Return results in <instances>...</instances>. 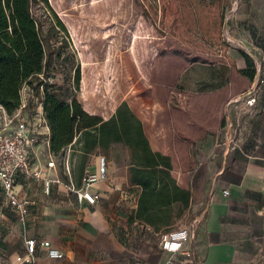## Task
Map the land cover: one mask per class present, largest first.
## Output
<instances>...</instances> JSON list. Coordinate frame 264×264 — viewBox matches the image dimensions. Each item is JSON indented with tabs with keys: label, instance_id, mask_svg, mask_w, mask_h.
Instances as JSON below:
<instances>
[{
	"label": "crops",
	"instance_id": "0c3cea01",
	"mask_svg": "<svg viewBox=\"0 0 264 264\" xmlns=\"http://www.w3.org/2000/svg\"><path fill=\"white\" fill-rule=\"evenodd\" d=\"M225 5L232 11L226 27L242 49L227 58L224 85L192 95L187 110L138 113L152 148L171 157L173 176L191 191L184 212L175 209L169 224L158 226L133 216L141 188L130 184L129 151L121 145L108 179L92 185L100 193L93 206L69 200L64 185L46 195L36 183L28 188L34 204L21 221L0 187V264L24 255L27 238L38 241L34 264H164L171 254L160 246L161 233L187 228L193 234L183 224L191 214L201 225L186 243L192 261L179 256L181 264H264V86L256 104H247L264 61V0ZM43 240L64 257H48Z\"/></svg>",
	"mask_w": 264,
	"mask_h": 264
},
{
	"label": "rangeland",
	"instance_id": "374dc122",
	"mask_svg": "<svg viewBox=\"0 0 264 264\" xmlns=\"http://www.w3.org/2000/svg\"><path fill=\"white\" fill-rule=\"evenodd\" d=\"M226 2L35 1L32 13L42 23L46 56L45 74L34 78V85L46 79L64 100L76 98L84 110L104 119L123 101L137 115L156 109L164 115L173 109L187 110L192 95L224 85L227 58L242 49L231 38L235 33L227 30L232 11L228 12ZM81 147L76 143L72 152L77 180ZM123 151L121 145L97 150L87 164L94 163L95 154L105 155L110 162L120 159ZM195 219L192 214L183 219L193 238L201 225Z\"/></svg>",
	"mask_w": 264,
	"mask_h": 264
},
{
	"label": "trees",
	"instance_id": "16d2710c",
	"mask_svg": "<svg viewBox=\"0 0 264 264\" xmlns=\"http://www.w3.org/2000/svg\"><path fill=\"white\" fill-rule=\"evenodd\" d=\"M35 1L48 4V0H0V105L14 112L21 104L26 81L44 96L52 151L61 155L70 144L73 150L76 143L82 146L79 180L73 165L78 184L92 153L109 151L115 145L127 148L130 184L141 188L133 216L151 225L169 224L175 209L180 216L190 205L191 191L173 176L171 157L152 148L142 120L129 104L123 101L110 118L104 119L84 110L76 98L64 100L46 79L34 85L33 79L45 74L46 56L42 23L32 13ZM59 24L63 26L61 21Z\"/></svg>",
	"mask_w": 264,
	"mask_h": 264
},
{
	"label": "built area",
	"instance_id": "2783aa9c",
	"mask_svg": "<svg viewBox=\"0 0 264 264\" xmlns=\"http://www.w3.org/2000/svg\"><path fill=\"white\" fill-rule=\"evenodd\" d=\"M228 30V28H227ZM264 86V61L258 69V84L247 95V104L254 106L256 93ZM43 89V87H42ZM36 89L26 81L21 89V104L14 112H8L0 105V187L8 204L25 221L34 204L28 188L32 184H41L44 193L50 195L54 185H64L69 200L81 207L95 205L100 193L92 185L106 181L109 176V161L99 154L95 167L88 166L78 184L73 177L72 144L56 155L51 149V129L44 112V96L37 97ZM39 94V93H38ZM31 104L34 109L30 113ZM229 191L226 190L225 194ZM187 228L167 230L161 233L160 246L171 254L164 264H181L177 257L182 256L192 261L193 253L186 248L192 237ZM26 252L19 255L14 264H34L38 247L36 238H27ZM50 258L61 259L64 253L51 241H41Z\"/></svg>",
	"mask_w": 264,
	"mask_h": 264
}]
</instances>
